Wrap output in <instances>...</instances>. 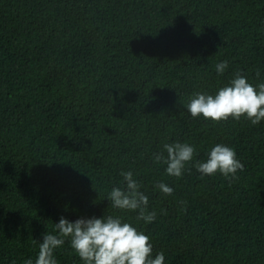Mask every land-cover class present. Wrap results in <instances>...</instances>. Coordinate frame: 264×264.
Segmentation results:
<instances>
[{"label":"trees","instance_id":"16d2710c","mask_svg":"<svg viewBox=\"0 0 264 264\" xmlns=\"http://www.w3.org/2000/svg\"><path fill=\"white\" fill-rule=\"evenodd\" d=\"M237 71L264 82V0H0V264L34 258L61 215L102 214L148 234L164 264H264V120L185 107ZM173 141L196 149L180 177L153 159ZM215 143L244 164L230 181L193 166ZM129 169L151 222L107 198ZM54 255L83 264L67 239Z\"/></svg>","mask_w":264,"mask_h":264},{"label":"clouds","instance_id":"9594fccd","mask_svg":"<svg viewBox=\"0 0 264 264\" xmlns=\"http://www.w3.org/2000/svg\"><path fill=\"white\" fill-rule=\"evenodd\" d=\"M227 60L215 65L217 74L223 73ZM185 107L193 118L202 117L212 121L239 120L242 116L252 124L264 120V82L253 84L242 72L219 86L215 92L191 93ZM166 155L153 154L155 161H163L166 174L180 177L186 163L193 161L195 147L188 142L173 141L162 145ZM193 166L203 175H223L226 180L235 177L244 164L233 147L215 143L207 151V158L195 160ZM122 183L111 186L107 198L113 208L136 210L145 222L155 219L154 210H147L148 195L141 190V183L131 169L121 170ZM165 194L173 188L158 181L154 190ZM68 240L83 264H164L163 252L152 254L150 236L120 215L79 216L70 219L61 215L54 221L53 230L43 232L39 238L35 257L24 259L23 264H58L54 251Z\"/></svg>","mask_w":264,"mask_h":264}]
</instances>
